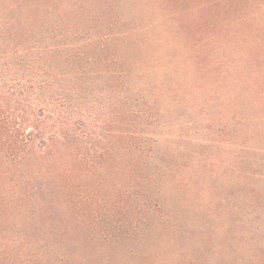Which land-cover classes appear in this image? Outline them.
<instances>
[{"label":"trees","instance_id":"trees-1","mask_svg":"<svg viewBox=\"0 0 264 264\" xmlns=\"http://www.w3.org/2000/svg\"><path fill=\"white\" fill-rule=\"evenodd\" d=\"M153 3L134 28L114 0H0V264H264V176L222 205L218 161L165 132L186 109L264 153V0Z\"/></svg>","mask_w":264,"mask_h":264},{"label":"rangeland","instance_id":"rangeland-1","mask_svg":"<svg viewBox=\"0 0 264 264\" xmlns=\"http://www.w3.org/2000/svg\"><path fill=\"white\" fill-rule=\"evenodd\" d=\"M119 4L118 8H114L110 14L118 15L129 27L142 28L149 24V22L159 21L158 14L152 12L153 0H114ZM103 6V4H102ZM109 14V10H108ZM104 20L98 23L102 25ZM113 26L115 30L120 27L119 23ZM93 24V23H92ZM96 24V22H95ZM183 34L187 30V23L179 24ZM177 38V37H176ZM234 114L241 115V110L233 109ZM220 117V116H219ZM174 129L166 128L165 132L168 134H186L189 138L180 140L173 138L175 144L182 145L189 150L186 156L196 155L200 159H210L211 162L218 161L221 165L219 174H215L218 178H213L211 175L207 177V181L217 190L216 199H219L222 205L242 204V192H247L252 189L260 188L262 184L261 179L264 176V153L263 152H248L243 150V146L254 145V141L250 140L249 135H243L244 132L239 131L238 135L227 130L225 134H220V129L223 127L220 124L210 125L204 122L200 117L190 114L186 109L178 110L174 118ZM233 126V125H232ZM250 138V139H249ZM261 138V137H260ZM227 139V143L222 145H213L212 140ZM258 143L260 140H256ZM166 146H163V150ZM196 158L197 161L200 159ZM216 167L207 164L206 172L217 169ZM203 171L204 168H201ZM246 176L248 177H245ZM228 177V179H227ZM229 180L227 190L225 189L226 180ZM136 190L138 187H134ZM225 190V191H224ZM161 191V192H157ZM143 193V192H139ZM103 194V193H100ZM153 199L158 200V204L166 205V210L172 213V216L177 219L193 220L197 217H204V215H194L193 211L200 208L202 204V196L194 193L193 197L185 194L183 191H163L159 188L152 191ZM143 199L142 196H140ZM127 200V198H125ZM133 199V198H132ZM122 202V206H132L135 204L132 200ZM156 203V202H154ZM153 203V205H154ZM157 204V203H156ZM104 210V209H103Z\"/></svg>","mask_w":264,"mask_h":264}]
</instances>
